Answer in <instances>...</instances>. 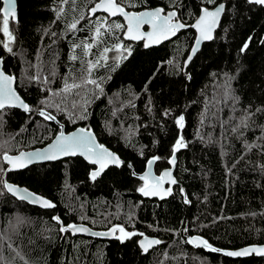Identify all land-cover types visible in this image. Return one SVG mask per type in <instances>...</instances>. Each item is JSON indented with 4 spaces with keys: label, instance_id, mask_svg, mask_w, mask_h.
I'll use <instances>...</instances> for the list:
<instances>
[{
    "label": "trees",
    "instance_id": "obj_1",
    "mask_svg": "<svg viewBox=\"0 0 264 264\" xmlns=\"http://www.w3.org/2000/svg\"><path fill=\"white\" fill-rule=\"evenodd\" d=\"M97 1L17 0L11 53L0 31L2 68L16 76L31 109L0 110V264H264V256L223 252L264 244V6L250 0H117L126 10H176L190 25L172 40L145 47L124 37L121 17L92 16ZM221 2L226 12L215 38L184 71L195 39L191 25L202 8ZM101 23L125 27L102 28L97 39ZM181 115L182 129L176 123ZM79 126L94 130L123 164L95 180L82 157L8 169L5 154L43 147L62 127ZM180 136L186 147L177 151L173 194L160 201L144 197L138 174L153 157H160L157 173L169 167ZM5 182L27 186L56 206L19 200ZM82 222L95 230L116 223L136 235L119 241L60 230ZM145 235L161 241L146 253L137 245ZM194 235L222 251L196 248L188 242Z\"/></svg>",
    "mask_w": 264,
    "mask_h": 264
},
{
    "label": "snow or ice",
    "instance_id": "obj_2",
    "mask_svg": "<svg viewBox=\"0 0 264 264\" xmlns=\"http://www.w3.org/2000/svg\"><path fill=\"white\" fill-rule=\"evenodd\" d=\"M209 3H214L215 0H208ZM250 2L264 5V0H250ZM103 9L108 12L111 16H116L117 14H121L127 20V28L126 32L130 39L138 40L147 38L150 43H159L162 39H168L170 36L175 35L180 29L187 27V25L174 22V18L177 17V12L171 11L166 15H162L164 13L163 8H157L151 11H143L139 13L128 12L125 10V7L122 6L121 3H118L117 0H100L94 7L90 9V12L95 14L98 10ZM224 11V5L220 4L214 11H210L208 8H204L202 10V15L196 21L194 25L191 27H195L199 30V39L196 41V48L192 49V54L195 55L198 50V46L201 41L211 40L213 39V31L219 22V18L221 13ZM17 18L16 12V0H3V7H0V24H2V28L0 31L4 33L8 38V42L3 44V47L7 49L9 53L12 52L11 43L14 41L15 37L13 36L12 31H10L9 25L10 20L15 21ZM149 24L152 27L151 32L143 33L140 31L141 25ZM72 29L77 27L76 23H73L70 26ZM107 27L109 31L113 28L119 29L124 28V25L114 24V25H106L105 23H101L95 27V36L98 39L102 33L101 29ZM149 45L146 44L145 47ZM75 47H80V45H74ZM86 50H90L93 45L85 44ZM117 49L121 48V45L115 46ZM248 44L245 43L241 49L244 51L247 49ZM112 49L104 48V53H108ZM129 55L131 54L130 49H125ZM73 60H76L77 57L73 56ZM103 59H107L106 56ZM3 60L0 58V65H2ZM98 63V62H97ZM90 67H95V64L89 62ZM14 80L13 76L5 75L2 68H0V109H4L7 105L11 106H19L24 109L26 112L31 111L30 106L24 102L23 99L12 89L11 85ZM88 83L96 84L95 80H90ZM99 86V85H97ZM72 87H78V85H72ZM67 90V86L66 89ZM167 115V113H165ZM40 115L44 116L46 119L55 120L54 116L46 113L45 111H40ZM86 118V117H85ZM177 125L182 129L184 127V117L181 115L176 120ZM186 144L184 142L183 136H180L177 139L174 145V152L179 151L182 148H185ZM83 155L86 157L91 163L99 165L98 170L91 172V179L95 180L98 176L101 175L103 170L111 165H121L123 161L117 156L115 153L110 152L103 145H98L95 141L93 134L85 129H80L78 132H73L69 135H65L63 131H60L58 136L55 138V141L48 146V148L42 151H36L32 153H20L18 156L12 157L5 155L4 159L11 165L13 169L15 168H23L26 167L27 164L32 163L34 160H55L60 158L61 156H75L77 154ZM160 159V157H153L148 161L149 171L146 172L141 179L145 181V185L139 189L141 193L145 196H167L170 195L172 190L171 188L163 189L162 184L165 178H169L172 184H175V179H171V172L166 171L162 176L158 179H155V182H150L149 177L151 175V167L155 160ZM172 164L176 163L175 155L172 156L171 160ZM5 187L8 192H11L17 196L21 200H31L33 203L40 204L44 208H54L56 205L53 204L50 200H47L43 197L36 196L33 193H29L27 189H20L12 184L5 182ZM54 219L58 222L60 221V217H54ZM62 223V222H61ZM69 229L73 233L78 232H88L89 229L83 226H77L76 224H69L66 227H61L62 232H67ZM117 231L121 233L118 239L121 241L131 238L136 235L134 232H126L123 227L114 226L110 232L106 233H94L97 236H107L114 235ZM140 235H143L142 233ZM189 243L195 244L197 246H203L207 249H210L213 252H220L221 249L214 248L207 240H204L201 237H193L189 241ZM159 240H148L145 242L144 240L140 241L141 247L144 252H147L152 245L160 244ZM252 253H256L259 255H264V247H251L245 248L239 251H229L225 254L228 256H248Z\"/></svg>",
    "mask_w": 264,
    "mask_h": 264
},
{
    "label": "water",
    "instance_id": "obj_3",
    "mask_svg": "<svg viewBox=\"0 0 264 264\" xmlns=\"http://www.w3.org/2000/svg\"><path fill=\"white\" fill-rule=\"evenodd\" d=\"M99 2H100V0L97 1V2L93 5V7H94L97 3H99ZM1 3H2V7H3V0H1ZM220 4H223V5H224V11L221 13V16H220V18H219V22H218L217 26L215 27V29H214V31H213V33H212V35H213V39L215 38V36H216L215 33L218 32V29L220 28L221 23H222V21H223L222 19H223V17H224L225 12H226V7H225V6H226V3H225V2H221V3L217 4V6H214V7H204V8H208L210 11H214V10L216 9V7H218ZM263 6H264V5H263ZM123 7H124V6H123ZM157 8H161V7H155V8H152V9H151V8H149V9H142V10H140V11L126 10V9H125V10L128 11V12L139 13V12H143V11H151V10H154V9H157ZM204 8L201 9L199 15L197 16L196 20H194V23H193L192 25H194V24L196 23V21L199 19V17L203 14V13H202V10H203ZM171 11H175V12H177L176 10H168L167 12L164 11V13H162V15H166L168 12H171ZM16 12H17V14H18V3H17V0H16ZM89 13H91V12L89 11ZM100 13H105V14L110 15L108 12L104 11L103 9L98 10L95 14L91 13V15L94 16V15H97V14H100ZM110 16H111V15H110ZM113 17H121V18L124 20V22H125L124 24H125V26H126V27H125V32H124V34H125L124 37H126V39H128V40H130V41H138V40H142V41L145 42V44H148V45H149L148 47H156V46L161 45L162 43H165V42H167V41H169V40H172V39H174V38H176V37L178 36V34L180 33L181 30L190 27V25H187V27H185V28H183V29H180L175 35L170 36L168 39H162L159 43H150V42L148 41L147 38H144V39H138V40H132V39H130V38L128 37V35H127V32H126V28H127V20L124 18V16L121 15V14H117L116 16H113ZM17 19H18V16H17L16 20H17ZM174 22H180V23H183V22H181L179 19H177V17L174 18ZM183 24H185V23H183ZM185 25H186V24H185ZM193 29L195 30V33H194V34H195V39H194V41H193L192 46L190 47V50H189V53H188L186 59H184V71H186V67L192 62L191 60H193L194 57L197 55V53L202 49V46L204 45V43L213 40V39H211V40H204V41H201V43H200L199 46H198V50L196 51L195 55H193V54H192V49L197 47V45H196V41H197V39H199V30H198L197 28H195V27H193ZM140 31L143 32V33L151 32V31H152V27H151V25H149V24H143V25H141ZM94 36H95V35H94ZM2 67H3V63H2V65H0V68H2ZM2 70H3V72L5 73V75H10V76H11V74L7 73V72L4 70V68H2ZM12 76L14 77V80H13L12 85H11L12 89L16 92L17 95H19V96L21 97V99L24 100L25 103H27V104L29 105V103H28L27 101H25V99L23 98V96H22L20 93H18L19 91L17 90V87H16V84H17L16 76H15V75H12ZM6 107H16V108L22 109V108H20L19 106H11V105H7ZM0 110H1V109H0ZM22 110H24V109H22ZM24 111H25V110H24ZM27 112H29V111H27ZM45 112H46V111H45ZM46 113H47V112H46ZM80 129H85V130L90 131V132L93 134V136H94V138H95V141H96V143H97L98 145H103V146H104L106 149H108L110 152L115 153L117 156H119V155H118L116 152H114L111 148H109V147H107L106 145H104V144H102V143L99 142V139H98V137H97V134L95 133L94 130H91V129L86 128V127H83V126H79V127L74 128V129H71L70 131H65V129L62 127V129H61L60 131H63L65 135H69V134H71V133H73V132H78ZM59 133H60V132H59ZM59 133H57L56 136H55V137H54L49 143H47V144H46L45 146H43V147L40 146V147H37V148L31 149V150H28V151H27V150H23V151L19 152L18 154H15V155H14V154H5V155L15 157V156H18L20 153H32V152H36V151H38V150H39V151H42V150L48 148V146L51 145V144L55 141V138L58 136ZM173 152H174V151H173ZM177 153H178L177 151H175V152L173 153V155H175L176 163H175V164H172V162H171L172 157H171V158H170V164H169L170 166L167 167V168H165V169H163L160 173H157V172H156V169H155V166H154V165L156 164V160H155L154 163L152 164V167H151V175H150V177H149V181L154 183V182H155V179H158V178H159L160 176H162L166 171L171 172V179H175L176 183H175V184H172V183H171V180H170L169 178H165V180H164V182H163V184H162V188H163V189L171 188V190H172L171 194H170V195H167V196H163V197H161V196H145V195H143V193H142V195H143L144 197H146V198H160V199H167V198H169V197L173 194L174 187L178 184V179L176 178V175H175V170H176V167H177L176 164H177V162H178V160H177ZM5 155H4V156H5ZM173 155H172V156H173ZM71 157H82V158H84L89 164L96 166L95 169H93V171H96V170H98V168H99V165H96V164L91 163V161H89L86 157H84L83 155H80L79 153H78L77 155H75V156H61L60 158L55 159V160H34L32 163L27 164L26 167H23V168H15V169H13V168L11 167V165H10V164L4 159V157H3V159H4L5 162L7 163V165H8V169H9V170H12V171H15V170L25 169V168H27V167H30V166L34 165V164H41V163H47V162L60 161V160H64V159L71 158ZM119 158L121 159V161H123L122 158H121L120 156H119ZM122 164H123V163H122ZM122 164H121V165H122ZM121 165H119V166H121ZM110 166L119 167V166H117V165H111V164H109L108 167H110ZM108 167H106V168L103 170V172L101 173V175L106 171V169H108ZM93 171H92V172H93ZM148 171H149V168H148V163H147L145 170H144L142 173L138 174V175H139L140 177H142V176H143L146 172H148ZM98 177H99V176H98ZM7 183L12 184V185H14V186H16V187H18V188H20V189H27L29 193H33V194H35L36 196L43 197V198H45V199H47V200H50L49 198H47V197H45V196H43V195H41V194H39V193L33 191L32 189L28 188L27 186H22V185H19V184H16V185H15L14 183H11V182H7ZM9 193H10L11 195H13L15 198L21 200V199L19 198V196L15 195V194H13V193H11V192H9ZM140 193H141V192H140ZM23 201H26V202L30 203L31 205H35V206L42 207V209H49V208H44V207H43L42 205H40V204L33 203L30 199H29V200H23ZM50 201H51V200H50ZM70 224H76L77 226H83V227H86V228L89 229L88 232H78V233H73V232L71 231V229H69V230H68L69 233L71 232V234H73V235L91 236V237H96V238H100V239H107V238H111V237L113 236V235H107V236H97V235H94V233H106V232H110V230H111L112 228L109 229V231H108V230H100V229H96V230H95L94 228L90 227V226L87 225V224H84L83 222H82V223H70ZM67 225H69V224H67ZM67 225H66V226H67ZM66 226H65V227H66ZM193 237H201V236H198V235L189 236L188 239L190 240V239L193 238ZM201 238H203V237H201ZM203 239H204V238H203ZM141 240H144L145 242H147L148 240H159V238L145 235V236H143V237L140 239V241H141ZM204 240H205V239H204ZM159 241H160V240H159ZM191 244H192V243H191ZM139 245H140V247H141L140 242H139ZM158 245H159V244H157V245H152V246L149 248V250H148L147 252H149L152 248H154V247H156V246H158ZM192 245L195 246L196 248H200V249H201V248H205V247H203V246H197V245H195V244H192ZM251 247H264V244H252V245H247V246L241 247L240 249L238 248V249H232V250H227V251L224 250L223 252H224V254H225L226 252H229V251H239V250H242V249H245V248H251ZM141 249H142V247H141ZM142 250H143V249H142ZM143 252H144V251H143ZM145 253H146V252H145ZM252 254H254V255H256V256H264V255H259V254H256V253H252ZM252 254H250V255H248V256H239V257H241V258L249 257V256H251ZM230 257H234V256H230ZM234 258H238V257H234Z\"/></svg>",
    "mask_w": 264,
    "mask_h": 264
},
{
    "label": "flooded vegetation",
    "instance_id": "obj_4",
    "mask_svg": "<svg viewBox=\"0 0 264 264\" xmlns=\"http://www.w3.org/2000/svg\"><path fill=\"white\" fill-rule=\"evenodd\" d=\"M92 166H93V168H91V169H92V170L95 169L96 166H94V165H92ZM92 170H91V171H92ZM149 199H154V198H149ZM156 199H159V201H160V200H163V199H160V198H156ZM114 226H120V227H123V226H121V225H118V224L114 223V224H111V225L109 226V228L106 227V228H102V229H100V230H108V231H109V229L113 228ZM123 228L125 229L126 232H129V231L126 230L127 228H125V227H123ZM131 230H132V229H131ZM120 235H121V233H119V231H117V232H116L111 238H107V239H117V240L121 241L120 239L117 238V237H119ZM142 237H143V236H142ZM142 237L139 238L137 245H139L140 239H141ZM125 240H126V239H125ZM125 240H123V241H125ZM139 247H140V245H139ZM140 248H141V247H140ZM141 250H142V249H141ZM142 251H143V250H142Z\"/></svg>",
    "mask_w": 264,
    "mask_h": 264
},
{
    "label": "rangeland",
    "instance_id": "obj_5",
    "mask_svg": "<svg viewBox=\"0 0 264 264\" xmlns=\"http://www.w3.org/2000/svg\"><path fill=\"white\" fill-rule=\"evenodd\" d=\"M96 37V36H95ZM227 90V89H226ZM227 93H228V90H227Z\"/></svg>",
    "mask_w": 264,
    "mask_h": 264
},
{
    "label": "bare ground",
    "instance_id": "obj_6",
    "mask_svg": "<svg viewBox=\"0 0 264 264\" xmlns=\"http://www.w3.org/2000/svg\"><path fill=\"white\" fill-rule=\"evenodd\" d=\"M107 240V239H106Z\"/></svg>",
    "mask_w": 264,
    "mask_h": 264
}]
</instances>
